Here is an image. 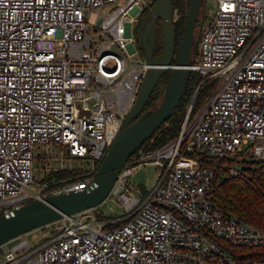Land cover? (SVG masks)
I'll return each instance as SVG.
<instances>
[{
	"label": "built area",
	"instance_id": "1",
	"mask_svg": "<svg viewBox=\"0 0 264 264\" xmlns=\"http://www.w3.org/2000/svg\"><path fill=\"white\" fill-rule=\"evenodd\" d=\"M114 1L0 0V214L92 185L123 128L153 67L136 35L151 1L126 0L88 21L90 11ZM212 1L187 65L197 83L178 135L133 154L109 191L124 213L103 218L92 207L63 215L33 248L27 240L1 245L4 264H264L245 250L262 247L264 231L212 202L214 169L200 161L264 159V0ZM38 155L45 174L79 173L36 181ZM148 162L162 174L142 191L129 177ZM229 170L237 174L234 165Z\"/></svg>",
	"mask_w": 264,
	"mask_h": 264
},
{
	"label": "water",
	"instance_id": "2",
	"mask_svg": "<svg viewBox=\"0 0 264 264\" xmlns=\"http://www.w3.org/2000/svg\"><path fill=\"white\" fill-rule=\"evenodd\" d=\"M204 0H190L187 20L176 51V33L173 22L171 0H154L146 23L137 33L140 47L145 57L153 64L147 72L127 114L123 128L119 131L106 156L96 170L92 185L81 190H73L36 200L14 209L8 214H0V246L31 230L43 227L63 215H70L96 207L109 194L121 168L149 136L172 114L183 97L191 71L190 54L193 46L194 29ZM161 18L162 52L154 56L147 43L148 28ZM202 25V22H199ZM144 26V28L142 27ZM175 58V62L173 59ZM172 69L160 102L143 113L148 99L161 76Z\"/></svg>",
	"mask_w": 264,
	"mask_h": 264
},
{
	"label": "trees",
	"instance_id": "3",
	"mask_svg": "<svg viewBox=\"0 0 264 264\" xmlns=\"http://www.w3.org/2000/svg\"><path fill=\"white\" fill-rule=\"evenodd\" d=\"M172 3L179 14L178 19L174 21L175 33L178 37L176 50H178L177 47L181 41L187 20L190 0H172ZM150 6L145 8L138 26L143 23L145 17L148 15ZM196 47H198V44ZM140 50L143 53L141 47ZM161 52L162 43L160 39L154 47V56L160 55ZM192 59L193 58H190V60ZM174 62L175 58L172 63ZM171 71L172 69L170 68L161 76L148 99L143 113L154 108L160 102ZM196 83L197 76L193 72L190 74L185 93L177 107L166 121L134 152L133 156L137 155L142 150L160 147L178 135L181 122L186 114L187 108L185 104L189 100ZM210 89L211 86H207L199 94L195 101L193 112L198 109L199 105L202 103L201 99L207 95ZM37 157L40 158L41 155ZM200 161L203 165L214 169V176L208 190L212 202L221 207L226 213L237 215L264 231V159H254L250 156L242 158L226 157L221 160L200 157ZM231 165L235 166L237 174L230 173L229 166ZM77 173H79L77 169L64 168L61 170H52L44 174L42 180L51 182L69 178ZM245 250L253 251V253H250L254 255L261 254L264 256V245L262 247L247 248Z\"/></svg>",
	"mask_w": 264,
	"mask_h": 264
},
{
	"label": "rangeland",
	"instance_id": "4",
	"mask_svg": "<svg viewBox=\"0 0 264 264\" xmlns=\"http://www.w3.org/2000/svg\"><path fill=\"white\" fill-rule=\"evenodd\" d=\"M150 1L154 2V0H150ZM125 2L126 0H116L114 2L106 3L104 5L97 7L96 9L89 12L88 21L90 23H95L99 15L109 14L114 8H116L117 6L123 5ZM215 8H216V4L212 0H204L202 2L200 11L198 14V20L203 22L204 26L201 28L198 26L194 30V39H193V46L191 49L190 58H193L196 55L197 49H198L196 45L198 44V41L200 39L202 30H203L202 28H204L205 25L207 24L208 19L210 18ZM205 97H203L202 99L204 100ZM202 99H201V102H202ZM190 100H191V96L185 104L186 108H188ZM195 112H192V115ZM53 149L54 151H56L55 147ZM79 164L80 162H78L77 160H70V161L67 160L64 163V165L66 166L67 165L73 166L75 168H78ZM35 165L37 168L35 169V172H34V179L36 181H39L40 179L44 177L45 170L43 169V167L45 166V163L41 157L40 158L35 157ZM87 167H89V165L82 162L81 169H86ZM161 174H162L161 166L148 162V163L142 164L139 168H137L130 175L129 182L135 187H139L142 191H151L156 186ZM135 191L136 193H138L137 190ZM94 213L97 216H101L103 218L104 217H116L124 213V208H123V205L114 196L110 195V196H107L99 205L96 206ZM52 230H53V227L51 225H45L43 227L36 228L34 230H31L23 235H20L8 241L6 245L13 247L17 243L27 240L28 243L30 244L29 248H33L36 245L41 244L45 239L51 237ZM5 261L6 260H5L4 251H3V248H1L0 246V264H4Z\"/></svg>",
	"mask_w": 264,
	"mask_h": 264
},
{
	"label": "flooded vegetation",
	"instance_id": "5",
	"mask_svg": "<svg viewBox=\"0 0 264 264\" xmlns=\"http://www.w3.org/2000/svg\"><path fill=\"white\" fill-rule=\"evenodd\" d=\"M171 2H172V0H171ZM153 3H154V2H151V6H150V4H149L147 7L150 6V9H151ZM172 8H173V22H174V21H176V20L178 19L179 14H178V12L176 11V9H175L173 3H172ZM150 9H149V12H150ZM149 12H148V14H149ZM187 14H188V13H187ZM147 18H148V15L145 17L143 23H144V22L146 23ZM161 22H162V19H161V18H157V20H156V21H155V22H154V23L148 28V32H147V34H146V37H147V43H148V45L150 46V48L153 50V53H154V47H155L157 41L161 39V37H160V36H161ZM199 22H201V21H199V20L197 19V26L195 27V29H196L198 26H199L200 28L204 26V23H203V22H202V25H199ZM138 23H139V22H138ZM143 23H142V24H143ZM142 24H139V26H138V24H137V26H138L137 31H138L139 28H141V25H142ZM142 27L144 28V26H142ZM195 29H194V30H195ZM193 39H194V38H193ZM137 40H138V43H140V40H141V39H140L138 33H137ZM177 41H178V37L176 36V45H177ZM180 42H181V41H180ZM179 46H180V43L178 44V47H177V48H179ZM176 51H177V50H176Z\"/></svg>",
	"mask_w": 264,
	"mask_h": 264
}]
</instances>
